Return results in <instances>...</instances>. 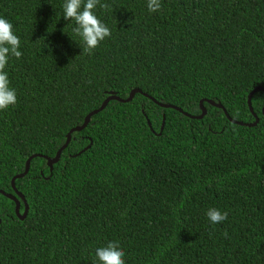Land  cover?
Returning <instances> with one entry per match:
<instances>
[{
    "label": "trees",
    "instance_id": "trees-1",
    "mask_svg": "<svg viewBox=\"0 0 264 264\" xmlns=\"http://www.w3.org/2000/svg\"><path fill=\"white\" fill-rule=\"evenodd\" d=\"M64 2L0 0L22 52L5 69L17 102L0 111V191L16 195L12 178L39 154L14 179L23 218L0 193V264H100L95 250L115 241L125 264H264V93L251 126L205 101L255 121L264 0H161L154 13L147 0H101L111 36L90 55ZM133 89L48 166L72 127ZM210 208L227 219L212 224Z\"/></svg>",
    "mask_w": 264,
    "mask_h": 264
},
{
    "label": "clouds",
    "instance_id": "clouds-1",
    "mask_svg": "<svg viewBox=\"0 0 264 264\" xmlns=\"http://www.w3.org/2000/svg\"><path fill=\"white\" fill-rule=\"evenodd\" d=\"M98 6L104 10L110 8L109 4L102 3L101 0H65L62 6L63 18L74 22L73 32L85 45L82 51L89 55L102 41L111 36L110 28L95 14ZM161 7V0H147L149 12H157ZM20 46L21 41L14 33L13 24L7 18L0 17V111L7 110L17 102L16 90L10 87L5 69L10 57L19 59L22 56ZM206 215L212 224H218L227 219L228 213L210 208ZM95 255L100 264H125V252L118 241L98 247Z\"/></svg>",
    "mask_w": 264,
    "mask_h": 264
},
{
    "label": "water",
    "instance_id": "water-1",
    "mask_svg": "<svg viewBox=\"0 0 264 264\" xmlns=\"http://www.w3.org/2000/svg\"><path fill=\"white\" fill-rule=\"evenodd\" d=\"M260 90L263 91V93H264V88H263V87L256 86V87H254V88L248 93V95H247V105H248L249 110L251 111L252 115H253L254 118H255V121H254V122H251V123H249V122H242V121H236V120H233V119L229 116V114L227 113L226 109L223 107L222 104L217 103V102L212 101V100H205V101H207V102H208L209 104H211V105H214V106H216V107L221 108V109L224 111L226 117H227L230 121H232L233 123L240 124V125L251 126V125H254V124H256V123L258 122V117H257L256 113L253 111V108H252V106H251V97H252V95H253L255 92L260 91ZM140 92H141L140 89H133V90L130 92L129 97L126 98V99H121V98H118L117 96H113V95H109V96H107V97L104 99V101L102 102V104H101L98 108H96V109L90 111V112L85 116L84 121H83V123H82L81 125L74 126V127H72V128L68 131V133H67V135H66V140H65V142H64L63 145L57 150V153L55 154V156H53V157L44 156V158L47 160V164H48V166L51 168L52 165H53L54 163H56V162L59 160L60 155H61V151H62L64 148H66L67 145H68V143L70 142L72 132H74V131H79V130H82L83 128H85L86 125L88 124V122L90 121L91 116H92L93 114L99 112L100 110H102L110 100H112V99H119V100H121V101H128V100H130V99L133 98V96H134L135 93H140ZM143 94H144L145 96L149 97L151 100H153V101H154L155 103H157L158 105H160V106H162V107L173 108V109H175V110H177V111H179V112L183 113L184 115H186V116H188V117H191V118H200V117H202V116L205 114V112H206V109H205V107L203 106V101H204V100H201L200 103H199V105H200V109H201V114H200V115H197V116H194V115H191V114H189V113H187V112H184L180 107H177V106H175V105L168 104V103H161V102L157 101L156 99H154L153 97L149 96L147 93H143ZM164 120H165V119H164V116H163L162 124H161V126H160V132L163 130V127H164ZM147 123H148V125L151 127V124H150L149 120H147ZM89 146H90V144H89L87 147H85V149L88 148ZM38 155H39V154H32V155H30V156L27 158V160H26V164H25L24 171H23L21 174L16 175V176H14V177L12 178V180H11V186H12V188H13V190L15 191V193H16L17 196H16V195L9 194V193H5V192H3V191H0L1 194L6 195L7 197H9V198H11V199L14 200V202H15V211H16V214H17L20 218H23V217L26 215V213H27V211H28V205L26 204V201L24 200L23 195H22V194L16 189V186H15V183H14V179H15L16 177H21V176L25 175V174L27 173L28 169H29V165H30V160H31V158H33L34 156H38ZM17 197L23 199V201H24V203H25V209H24V212H23L22 215L19 213L20 201L18 200Z\"/></svg>",
    "mask_w": 264,
    "mask_h": 264
}]
</instances>
